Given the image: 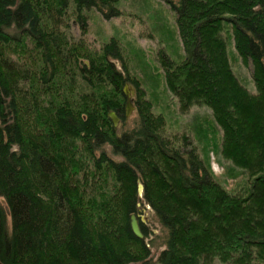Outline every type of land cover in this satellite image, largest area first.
<instances>
[{"label": "trees", "instance_id": "1", "mask_svg": "<svg viewBox=\"0 0 264 264\" xmlns=\"http://www.w3.org/2000/svg\"><path fill=\"white\" fill-rule=\"evenodd\" d=\"M118 1L0 0V264H264V0L169 1L184 57L159 52L179 111L210 110L245 195L218 183L190 137L166 135L115 39L92 53L68 41L70 22L84 34L93 11L119 17ZM125 84L129 131L109 118L126 121ZM143 202L164 234L155 258L151 232L130 229Z\"/></svg>", "mask_w": 264, "mask_h": 264}, {"label": "rangeland", "instance_id": "2", "mask_svg": "<svg viewBox=\"0 0 264 264\" xmlns=\"http://www.w3.org/2000/svg\"><path fill=\"white\" fill-rule=\"evenodd\" d=\"M169 1L176 2V0H119L116 4L120 12L119 17L106 20L93 11L89 15L86 33L82 34L78 25L70 22V28L65 31L66 37L68 41L72 40L74 43L82 41L83 48L90 53L97 52L102 44L115 39L121 48L129 76L140 81L141 88L146 93L145 98L153 105L154 113L164 117L166 135L190 137L193 145L197 147L199 157L208 164L218 183L232 194L245 195L250 188L247 174L221 157L219 148L221 132L213 122L210 110L194 106L188 112L181 113L176 98L165 85L159 52L163 50L168 58L175 61H180L184 57L174 15L167 3ZM228 55L236 76L248 90L254 91L251 65L242 63L231 43H228ZM59 76L56 83L62 90V80L65 83L66 77L62 74ZM135 97L134 89L132 100L134 110L124 125L120 120L118 128L122 131L131 130L135 126L134 122L138 120L134 106ZM138 208L140 215L137 216L143 218L138 219L139 226L143 224L151 232V236L145 241L152 257L155 258L165 248L164 234L147 203L143 202Z\"/></svg>", "mask_w": 264, "mask_h": 264}, {"label": "water", "instance_id": "3", "mask_svg": "<svg viewBox=\"0 0 264 264\" xmlns=\"http://www.w3.org/2000/svg\"><path fill=\"white\" fill-rule=\"evenodd\" d=\"M122 94L126 99L124 114H125V118L127 119L130 116V114L132 113V111L134 110V107L132 105V100H133V96H134V89L129 84H125L123 86V89H122ZM109 118L112 122L113 127L118 128L120 125V119L118 118V116L114 112H110ZM137 192H138V195L140 197L142 196V194L144 192V187H143L141 182H138ZM6 211L8 212L7 209H6ZM139 218L143 219L142 216L140 217V216H137L135 214H132L130 216L129 224H130V229H131V232L133 233V235L138 239H142L143 234H142L140 226H139V220H138Z\"/></svg>", "mask_w": 264, "mask_h": 264}]
</instances>
